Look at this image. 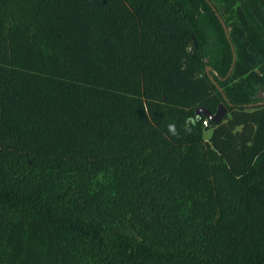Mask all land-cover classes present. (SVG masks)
Segmentation results:
<instances>
[{
    "label": "trees",
    "instance_id": "16d2710c",
    "mask_svg": "<svg viewBox=\"0 0 264 264\" xmlns=\"http://www.w3.org/2000/svg\"><path fill=\"white\" fill-rule=\"evenodd\" d=\"M209 1L230 74L206 0H0V264H264V0Z\"/></svg>",
    "mask_w": 264,
    "mask_h": 264
},
{
    "label": "water",
    "instance_id": "95a60500",
    "mask_svg": "<svg viewBox=\"0 0 264 264\" xmlns=\"http://www.w3.org/2000/svg\"><path fill=\"white\" fill-rule=\"evenodd\" d=\"M206 2L209 4L210 8L212 9V11L215 13L217 19L219 20L224 32H225V36H226V39L227 41L229 42L230 44V47H231V51H232V66L230 68V71H229V74L231 73L232 69H233V64L236 60V54H235V50H234V47L232 46L231 44V40H230V37H229V30L227 28V26L225 25L223 19L221 18L220 14L217 12V10L215 9V7L212 5V3L209 1V0H206ZM206 70V74L208 76V78L210 79V81L217 87V89L219 90V92L221 93L222 97H223V100L229 105V106H232L231 103H229L227 97L225 96L223 90L219 87V85L215 82L214 80V75L217 76V74L213 71L212 68L210 67H206L205 68ZM228 74V75H229ZM257 99L258 100H261V99H264V93H262L261 91L258 93L257 95ZM253 106H264V101H260L258 103H254V104H251L249 105V107H253ZM227 110L226 108L223 106V104H220L218 106V109L215 113H211L210 111H208L207 109L205 108H198L196 110V116L197 117H200V116H205L207 119H209L211 122L213 123H218L219 121L222 120V118L224 117V115L226 114Z\"/></svg>",
    "mask_w": 264,
    "mask_h": 264
},
{
    "label": "clouds",
    "instance_id": "9594fccd",
    "mask_svg": "<svg viewBox=\"0 0 264 264\" xmlns=\"http://www.w3.org/2000/svg\"><path fill=\"white\" fill-rule=\"evenodd\" d=\"M200 119V117H196L195 119L193 118H189L186 122H185V131L186 132H190L191 131V126L194 125L196 123V121H198ZM205 125L207 124V121H204ZM168 133L171 136L177 137L179 138V131L177 130L176 124L172 123L168 125Z\"/></svg>",
    "mask_w": 264,
    "mask_h": 264
},
{
    "label": "rangeland",
    "instance_id": "374dc122",
    "mask_svg": "<svg viewBox=\"0 0 264 264\" xmlns=\"http://www.w3.org/2000/svg\"><path fill=\"white\" fill-rule=\"evenodd\" d=\"M207 67H209V66H207ZM210 68H211V67H210ZM260 91H261L262 93H264L263 90H259L258 93H259ZM205 135H207V132H205ZM206 137H207V136H206Z\"/></svg>",
    "mask_w": 264,
    "mask_h": 264
},
{
    "label": "built area",
    "instance_id": "2783aa9c",
    "mask_svg": "<svg viewBox=\"0 0 264 264\" xmlns=\"http://www.w3.org/2000/svg\"><path fill=\"white\" fill-rule=\"evenodd\" d=\"M203 125L206 127L207 126V124L205 125V123L203 122Z\"/></svg>",
    "mask_w": 264,
    "mask_h": 264
},
{
    "label": "crops",
    "instance_id": "0c3cea01",
    "mask_svg": "<svg viewBox=\"0 0 264 264\" xmlns=\"http://www.w3.org/2000/svg\"><path fill=\"white\" fill-rule=\"evenodd\" d=\"M206 136H208V134Z\"/></svg>",
    "mask_w": 264,
    "mask_h": 264
}]
</instances>
